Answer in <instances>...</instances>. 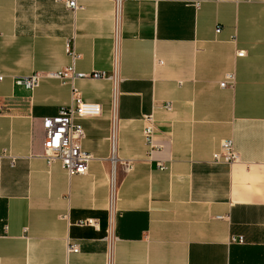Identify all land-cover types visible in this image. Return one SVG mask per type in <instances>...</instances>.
Wrapping results in <instances>:
<instances>
[{
	"label": "crops",
	"instance_id": "obj_1",
	"mask_svg": "<svg viewBox=\"0 0 264 264\" xmlns=\"http://www.w3.org/2000/svg\"><path fill=\"white\" fill-rule=\"evenodd\" d=\"M67 1L0 0V264H264V0ZM73 90L100 113L69 176L42 120Z\"/></svg>",
	"mask_w": 264,
	"mask_h": 264
},
{
	"label": "built area",
	"instance_id": "obj_2",
	"mask_svg": "<svg viewBox=\"0 0 264 264\" xmlns=\"http://www.w3.org/2000/svg\"><path fill=\"white\" fill-rule=\"evenodd\" d=\"M118 1V0H117ZM67 8L74 11L77 9L76 0H69L66 2ZM218 30H216L217 32ZM74 57V53L70 52ZM238 57L244 56L243 51L237 52ZM86 75L80 73H73L72 68L65 72L51 75L55 79L69 78L73 81L76 78H83ZM93 79L104 78V73L93 72L89 75ZM41 76L39 74H32L27 77L17 78L14 84L24 87L27 90H34L38 87ZM113 81L115 77H110ZM3 80V75L0 74V81ZM232 81V75H227L225 80L220 83L223 88ZM167 109L169 106L166 107ZM100 113V107L97 104L84 103L79 95L73 90L71 95V103L69 106L61 107L57 115L54 117H46L42 120L43 130V157L48 161H59L69 176L84 175L88 170V165L91 156L82 149L81 141L84 137V132L80 124L77 123L78 119L85 117H97ZM153 128L147 126L144 130L145 140L148 145L152 144ZM10 164L15 163L14 157H8ZM238 160V155L232 147L231 141H224L221 144L220 150L214 155V163L232 164ZM159 168H163L158 165ZM113 188V182L111 185ZM81 225H93L91 220H86ZM235 241V239H232ZM237 242L242 243V239ZM77 246L73 244L68 245V252H77Z\"/></svg>",
	"mask_w": 264,
	"mask_h": 264
}]
</instances>
